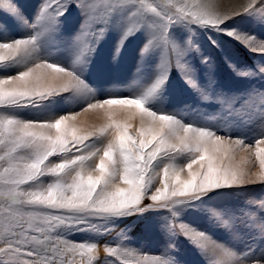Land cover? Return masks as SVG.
I'll list each match as a JSON object with an SVG mask.
<instances>
[{
	"label": "snow or ice",
	"instance_id": "6c2138e0",
	"mask_svg": "<svg viewBox=\"0 0 264 264\" xmlns=\"http://www.w3.org/2000/svg\"><path fill=\"white\" fill-rule=\"evenodd\" d=\"M218 58L243 87L220 83ZM66 107L109 123L81 129ZM114 109L139 118L135 135ZM257 184L264 0H0V264H97L101 247L106 264H186L182 241L203 264H264V195L225 202Z\"/></svg>",
	"mask_w": 264,
	"mask_h": 264
},
{
	"label": "rangeland",
	"instance_id": "374dc122",
	"mask_svg": "<svg viewBox=\"0 0 264 264\" xmlns=\"http://www.w3.org/2000/svg\"><path fill=\"white\" fill-rule=\"evenodd\" d=\"M30 2H34V0H30ZM222 5L224 7L231 6V0H221ZM232 51L235 53V55L242 59V60H250V54L247 52L246 49H244L242 46L236 44L234 41H230L228 45ZM218 63V69H217V77L220 81V83L227 87V88H240L243 87L241 83H239L237 80L233 78L232 73L230 70L219 61V58L217 60ZM51 72V70H48ZM127 71H131V64L129 63L127 65ZM6 74H13V73H6ZM109 88H116L120 91L115 92L113 94L115 95H128L129 93L126 91V85L124 84H116V85H109ZM191 97L187 95H177L174 97V103L177 104L179 107H183L184 101H190ZM171 110V109H169ZM65 111L67 112H79L80 114L76 117L74 124L81 128L86 129L88 131H98L99 128L103 127L107 123H109L108 118L105 114V111L102 109H96V110H89L88 112H81L78 107H66L58 112V114H63ZM116 114L114 115V119L117 121H127L131 125L129 132L133 135L136 134L137 129L140 127V120L139 118L136 119H128V114L124 111H120L119 109L113 110ZM21 115L26 119H49L52 118V115L49 113H37L34 111L26 110L21 113ZM192 117L189 115L186 117V121L190 122ZM115 133V129H108L107 133L105 134V137L103 138L104 143L107 142V139H110ZM54 134V130L53 133ZM241 157H246L248 160V163L243 165L250 173L259 172L260 166L258 161L255 158L254 152L249 151H240L235 154V160L234 163H240ZM99 157L97 156L94 158V163H98ZM227 163V160L225 161ZM198 165L193 166V171L197 170ZM95 174V173H94ZM183 179H187V171L181 174ZM159 177L157 178V182L154 184L155 187H160L159 184ZM153 188V190H154ZM264 195V186H261L259 184L248 186L246 189L238 190V192L235 195H232L230 197H227L225 202L227 203H237L240 200L244 199L247 196H254V197H260ZM195 219V218H193ZM202 223V222H201ZM139 231V229H137ZM116 233L113 232L111 235H106L102 238H100V244L101 246L105 241H112L115 237ZM216 237L220 240H224L225 237L223 233H216ZM74 239H84L86 238L83 234L77 235L73 237ZM135 240H138L141 245L145 246L149 251L155 252L160 246V241L157 237H144L141 235H137L134 237ZM181 248L183 249V255L184 259L186 261V264H203L202 258L197 254V252L192 249L190 246H188L183 241L181 242ZM113 258L106 257V255L102 251L100 252V257L97 262V264H106L108 260H111Z\"/></svg>",
	"mask_w": 264,
	"mask_h": 264
}]
</instances>
